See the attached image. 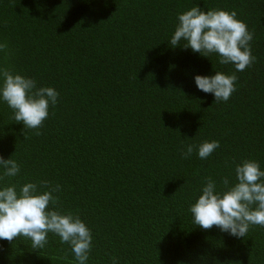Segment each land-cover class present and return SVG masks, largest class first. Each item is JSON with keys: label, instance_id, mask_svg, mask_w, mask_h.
<instances>
[{"label": "trees", "instance_id": "obj_1", "mask_svg": "<svg viewBox=\"0 0 264 264\" xmlns=\"http://www.w3.org/2000/svg\"><path fill=\"white\" fill-rule=\"evenodd\" d=\"M196 4L236 10L254 34L227 101L193 76L233 66L167 41ZM0 44V67L59 92L38 130L0 102V154L21 166L11 182L60 185L58 205L91 229L88 264H264V227L237 238L188 211L206 178L231 181L242 158L264 168V0H0ZM213 139L208 158H182ZM29 245L0 240V264H71L58 236Z\"/></svg>", "mask_w": 264, "mask_h": 264}, {"label": "clouds", "instance_id": "obj_2", "mask_svg": "<svg viewBox=\"0 0 264 264\" xmlns=\"http://www.w3.org/2000/svg\"><path fill=\"white\" fill-rule=\"evenodd\" d=\"M253 35L236 10H205L196 4L177 14L167 41L173 48H190L209 58L215 54L218 64L233 66L235 71L231 73L219 71L213 65L214 73L193 76L196 88L211 93L214 102H219L227 101L235 90L236 72L255 60L250 44ZM58 97L53 86L38 85L33 77L0 67V102L12 109L14 121L24 129L38 130ZM218 147L219 141L215 139L186 143L181 156L188 158L195 151L204 160ZM20 171V163L13 155L5 158L0 154V240L24 237L30 241L31 249L42 250L51 233L70 246L71 264H88L91 229L78 214L58 205L56 194L60 185L47 180L11 182ZM188 211L194 225L202 229L216 226L237 238L244 237L250 226L264 227V168L256 159L242 158L235 163L231 181L228 177H221L219 183L206 178ZM111 264H119L118 258L111 257Z\"/></svg>", "mask_w": 264, "mask_h": 264}]
</instances>
